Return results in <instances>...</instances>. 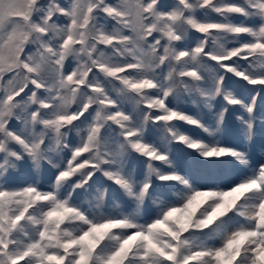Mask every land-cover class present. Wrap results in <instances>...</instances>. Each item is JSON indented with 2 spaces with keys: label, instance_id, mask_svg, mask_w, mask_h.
<instances>
[{
  "label": "snow or ice",
  "instance_id": "1",
  "mask_svg": "<svg viewBox=\"0 0 264 264\" xmlns=\"http://www.w3.org/2000/svg\"><path fill=\"white\" fill-rule=\"evenodd\" d=\"M0 264H264V0H0Z\"/></svg>",
  "mask_w": 264,
  "mask_h": 264
}]
</instances>
